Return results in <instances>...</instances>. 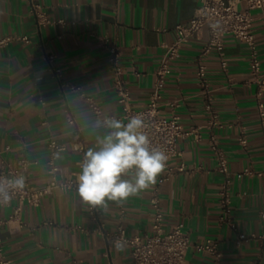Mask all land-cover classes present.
Here are the masks:
<instances>
[{"label":"crops","instance_id":"1","mask_svg":"<svg viewBox=\"0 0 264 264\" xmlns=\"http://www.w3.org/2000/svg\"><path fill=\"white\" fill-rule=\"evenodd\" d=\"M33 3L53 21L39 26ZM196 0H0V36L27 35L0 47V166H17L22 156L30 165L28 179L44 185L53 176L48 164L49 141L70 147L57 160L58 179H72L90 148L110 129L96 117L90 104L70 86L79 85L102 107L104 115H121L122 106L110 63L111 46L120 49L121 79L135 108L143 107L155 86L158 62L165 44L174 40L176 26L195 13ZM244 9V2L239 3ZM63 20L64 23H61ZM264 73V27L254 24ZM106 39V42L104 41ZM208 29L185 43L171 65L161 94L160 111L179 116L194 134L178 141L180 153L169 160L157 183L125 202L98 206L105 230L122 222L129 235L152 233V193L158 189L165 229L182 224L194 243L218 240L221 257L192 245L188 264H264V132L257 106V88L249 81V49L232 34L224 36V59L213 49L205 59L207 77L222 128L210 129L196 60L207 42ZM60 79L47 70L46 56ZM264 102V93L262 95ZM71 112L76 120L69 123ZM244 130L248 144L239 141ZM213 131L225 151L231 171L235 228L220 220L219 186L224 175L210 146ZM84 144V148H83ZM184 166L185 170H180ZM247 169L254 173L247 174ZM133 172L124 176L131 179ZM10 204L0 207V235L11 264H133L130 249L118 251L97 226L77 187L56 189L39 205L24 204L14 217ZM80 226V228H76ZM238 233L248 236L240 241Z\"/></svg>","mask_w":264,"mask_h":264},{"label":"built area","instance_id":"2","mask_svg":"<svg viewBox=\"0 0 264 264\" xmlns=\"http://www.w3.org/2000/svg\"><path fill=\"white\" fill-rule=\"evenodd\" d=\"M196 1L197 6L194 15L187 22L177 24L174 40L165 44V52L161 56L156 69L157 80L155 86L151 92L149 101L141 108L133 107L130 101V92L124 86V82L121 79L124 68L120 61L119 47H110L111 56L109 59L115 72L119 103L122 106V113L119 116L114 114L104 115L102 107L92 96L87 95L81 86L61 81L60 72L53 64V54H48L46 56L48 61L47 70L54 73L56 77L60 79L62 86H70L75 89L79 96L90 104L94 114L102 122L106 118L115 117L127 123L133 116H141L145 123V128L143 130L148 135L151 145L160 148L169 157L166 167L169 165V160L180 153L178 148L179 139L192 134H194L197 139L201 138L198 127L185 129L179 116L175 114L171 116L162 114L159 100L165 81L171 72V65L177 58L181 47L190 39L200 36L205 27L208 29V39L196 60V75L203 90L204 107L207 112L206 126L212 130L214 128H222L224 124L220 119L219 111L214 103L211 88L209 87L205 59L213 49H216L222 58V66L226 67V60L224 59V36L226 34H232L238 40L246 44L249 49V81L255 82L258 85L256 93L257 106L262 130L264 132V102L262 101V95L264 93V73L261 69L260 55L254 28L257 19L261 20L262 26L264 27V0ZM240 2H244V9L239 8ZM31 11L39 26L53 22L42 10V6L39 3H33ZM60 22L64 23L63 20H60ZM15 39L26 41L28 40V36H0V47H4ZM104 41L106 42V39ZM67 119L71 124L76 123L71 112L67 114ZM238 139L243 145L248 144V139L244 130H240ZM210 146L217 161V169L224 175V180L220 184L218 190L219 203L221 206L220 220L227 222L235 228V222L231 215L233 195L231 191V171L229 162L225 151L220 147L217 136L213 131H211L210 135ZM48 147V164L50 165V171L53 176L44 185H34L28 179L30 165L34 162L27 156L19 158L17 166H11L5 162L0 166V178L11 179L18 175H23L25 177V188L22 191H16L8 203L0 204L1 207L10 204L12 200H16L18 204L14 207V217H17L21 213L24 204L37 206L45 196L52 194L56 189L70 190L78 187L77 177L82 169L72 179H58L55 175L58 170L56 160L62 152L70 147V145L66 142H59L55 139H51ZM179 169L185 170L184 166H180ZM245 173L252 174L254 172L251 169H247ZM151 204L153 208L152 233L143 235H129L122 222L116 226L115 230L107 231L101 221L99 207L89 204H87V207L92 219L97 223L94 230L102 234L110 245L115 246V241L122 240L125 246L130 249L133 264H188L187 253L192 245H195L199 251L212 254L216 258L221 257L219 243L216 239L207 238L203 242L193 244L190 237L184 233L182 224H175L166 231L165 214L158 189L153 190ZM1 221L0 218V223ZM76 228H80V226H76ZM238 239L240 241L247 240L248 236L243 233H238ZM0 264H11V260L5 253L1 235ZM75 264L79 263L75 262Z\"/></svg>","mask_w":264,"mask_h":264},{"label":"clouds","instance_id":"3","mask_svg":"<svg viewBox=\"0 0 264 264\" xmlns=\"http://www.w3.org/2000/svg\"><path fill=\"white\" fill-rule=\"evenodd\" d=\"M103 126L110 129L90 148L81 163L77 177V192L92 206H105L106 201L125 202L157 183L169 157L151 145L143 130L144 120L133 116L124 123L115 117L106 118ZM133 172L131 179L124 176ZM25 188V177L0 178V204L8 203L16 191ZM122 240L115 241L118 251L124 249Z\"/></svg>","mask_w":264,"mask_h":264}]
</instances>
